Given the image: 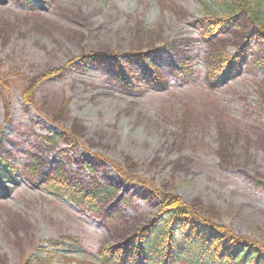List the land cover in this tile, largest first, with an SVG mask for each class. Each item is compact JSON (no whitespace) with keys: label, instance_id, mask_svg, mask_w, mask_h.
<instances>
[{"label":"rangeland","instance_id":"rangeland-1","mask_svg":"<svg viewBox=\"0 0 264 264\" xmlns=\"http://www.w3.org/2000/svg\"><path fill=\"white\" fill-rule=\"evenodd\" d=\"M225 18L214 0H0V264H101L105 246L158 220L159 201L93 153L264 245V39L246 14ZM247 45L216 83L215 54ZM91 52L122 69L79 61ZM145 52L148 75L129 59ZM56 177L115 191L93 213Z\"/></svg>","mask_w":264,"mask_h":264},{"label":"trees","instance_id":"trees-1","mask_svg":"<svg viewBox=\"0 0 264 264\" xmlns=\"http://www.w3.org/2000/svg\"><path fill=\"white\" fill-rule=\"evenodd\" d=\"M214 1L226 14L227 18L222 20L223 22H229L244 13L264 39V0ZM208 13L210 16L205 20L208 21L207 33L213 35L220 21L214 12ZM247 50L248 45L231 55L217 52L214 56L217 65L211 69L213 80L216 83H226L232 71L241 70L247 59ZM129 59L148 75L145 67L152 62L149 53H132ZM79 61L86 65L105 63L114 65L116 69H122L119 54L116 53L91 52L80 56ZM257 64L264 66V57L257 60ZM223 68L225 70L220 72ZM59 73V70H53L47 76L51 77ZM187 73L189 74L187 69L182 70L180 77H184ZM121 80L123 81L122 78ZM153 80L156 83L161 82L157 76ZM2 82L3 80L0 79V84ZM93 157L115 167L128 183L138 187L145 197L158 200L161 207L158 220L149 228L140 229L125 242L105 246L99 255L101 264H145V262L171 264L180 259L187 260L190 264H264V245L261 242L237 235L224 225L201 218L180 196L163 191L139 176L128 175L116 161L106 159L98 153H93ZM92 164L91 160L87 161L86 165L93 169ZM50 183L57 190L58 195L88 208L93 213L99 212L100 205L115 191V188L109 184H98L87 188L81 182L67 183L61 177L52 179ZM255 186L264 191V180L257 179ZM167 221L173 222L171 229L165 223ZM175 231L182 233L176 235ZM67 239L63 238L61 241L51 239L49 243L53 247L67 246ZM34 263L36 262L29 264Z\"/></svg>","mask_w":264,"mask_h":264}]
</instances>
